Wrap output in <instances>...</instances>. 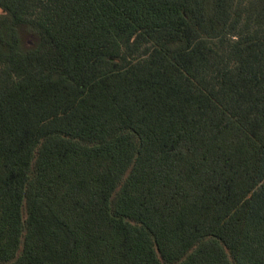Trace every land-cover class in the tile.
<instances>
[{
  "label": "trees",
  "instance_id": "obj_1",
  "mask_svg": "<svg viewBox=\"0 0 264 264\" xmlns=\"http://www.w3.org/2000/svg\"><path fill=\"white\" fill-rule=\"evenodd\" d=\"M0 264H264V0H0Z\"/></svg>",
  "mask_w": 264,
  "mask_h": 264
}]
</instances>
